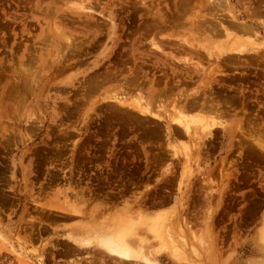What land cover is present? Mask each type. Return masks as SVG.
Returning a JSON list of instances; mask_svg holds the SVG:
<instances>
[{"label": "rangeland", "instance_id": "1", "mask_svg": "<svg viewBox=\"0 0 264 264\" xmlns=\"http://www.w3.org/2000/svg\"><path fill=\"white\" fill-rule=\"evenodd\" d=\"M200 1L0 0V264H118L69 241L95 211L133 224L159 264H264V48L222 72L196 56L239 23L264 47V0ZM181 76L194 83L168 87ZM203 84L222 117L209 135L186 101ZM178 113L190 135L167 132Z\"/></svg>", "mask_w": 264, "mask_h": 264}, {"label": "bare ground", "instance_id": "2", "mask_svg": "<svg viewBox=\"0 0 264 264\" xmlns=\"http://www.w3.org/2000/svg\"><path fill=\"white\" fill-rule=\"evenodd\" d=\"M185 1V0H184ZM200 1V0H199ZM220 1V0H219ZM218 1V2H219ZM201 2V1H200ZM82 3V2H81ZM92 3V2H91ZM139 3V2H138ZM208 3V2H207ZM216 3V2H215ZM182 4V3H181ZM193 4V3H192ZM201 4V3H200ZM221 4V3H220ZM229 4V3H228ZM218 5V4H217ZM95 6V5H94ZM136 6V5H135ZM193 6V5H192ZM198 6V5H197ZM205 7L203 4L201 5V7ZM208 6H209V4H208ZM211 6V5H210ZM221 6V5H220ZM223 6V5H222ZM78 7V6H77ZM80 7H82L83 9H85V10H90L91 11V9L93 10V8H89V6L88 5H84L83 3H82V5H80ZM80 7H79V9H80ZM195 7V6H194ZM202 7V8H203ZM225 7V6H224ZM255 7V6H254ZM95 8V7H94ZM198 8V7H197ZM200 8V7H199ZM201 8V9H202ZM211 8H212V6H211ZM179 9V8H178ZM188 9H189V7H188ZM206 9V8H205ZM210 9V8H209ZM95 11V10H94ZM189 11V10H188ZM204 11V10H203ZM186 12V11H185ZM206 13H208V12H206ZM257 13V12H256ZM78 14H80V13H78ZM82 14H85V16H89V17H91V13L89 14V13H82ZM250 14V13H249ZM259 14V13H258ZM214 15V14H213ZM216 15V14H215ZM195 18V17H194ZM219 18V17H218ZM170 19V18H169ZM197 19V18H196ZM176 20V19H175ZM206 20V19H205ZM211 20H215V19H211ZM192 22H193V20H191ZM190 21V22H191ZM198 21V20H197ZM202 21H203V19H202ZM189 22V23H190ZM194 22H196V21H194ZM206 22V21H205ZM230 22V21H229ZM214 23V22H213ZM236 23V22H235ZM174 24V23H173ZM193 24V23H192ZM212 24V23H211ZM211 24H209V25H211ZM216 24V23H215ZM238 23H236V25H237ZM195 25V24H194ZM201 25V24H200ZM231 25H233V24H231ZM235 25V24H234ZM235 25V26H236ZM247 24H242V23H239L237 26H236V28L237 29H234V30H236V31H241L240 33V35H236V34H234L229 28H227V27H224V26H222V27H220L219 28V30L220 31H218V30H214V32L216 33H214L215 34V36L217 35V36H219V37H224L223 39H221L220 41H219V43L218 44H216V45H213V48H211V47H207V46H201V49H200V46H198L197 45V47H198V49H196V56L198 57V59L199 60H203V58H206V56H207V59L208 60H210V57H211V59L213 58L214 60H215V58H216V61L219 63V61H221V60H223L224 61V66H226V68L225 69H228V68H231V67H247L246 65V63H244L246 60H241V57L240 56H242V55H246V54H248V52H251V54H252V51H256L257 49L255 48V47H252V46H255V45H258L257 47H259V48H264V47H261L260 46V44H257V43H249L248 41H245V39H244V35H251L252 34V32L251 31H253V29H252V25L250 26H246ZM86 26V25H85ZM176 26V25H175ZM198 26V25H197ZM203 26H204V23L202 24V28H203ZM212 26H213V24H212ZM216 26H219V25H216ZM87 27V26H86ZM208 27V26H207ZM211 27V26H210ZM209 28V27H208ZM207 28V29H208ZM231 28H234V27H232L231 26ZM200 29V28H199ZM205 30H207L206 29V27L204 28ZM210 30V29H209ZM208 31V30H207ZM212 31H213V28H212ZM212 31H209L211 34H212ZM160 32V31H159ZM236 33V32H235ZM158 34V33H157ZM210 34V35H211ZM239 34V33H238ZM145 38V37H144ZM177 38V37H176ZM212 38V37H211ZM181 39V38H180ZM184 39V38H183ZM43 40V39H42ZM182 40V39H181ZM185 40V39H184ZM186 41V40H185ZM182 42V41H181ZM153 43V42H152ZM171 43V42H170ZM79 44H81L82 45V43H79ZM154 44V46L157 48V46H156V44L155 43H153ZM169 44V43H168ZM188 44V43H187ZM192 44V43H191ZM250 44V45H249ZM189 45V44H188ZM152 46V45H151ZM179 46V45H178ZM183 46V45H182ZM181 46V47H182ZM190 46V45H189ZM193 46V45H192ZM192 46H190L191 48H192ZM175 47H177V45L175 46ZM180 47V46H179ZM193 47H195V46H193ZM72 48V47H71ZM153 48V47H152ZM186 50H192V49H190V48H186V47H184ZM73 49V48H72ZM180 49V48H179ZM182 49V48H181ZM71 50V49H70ZM158 50H159V48H158ZM197 50H199V51H197ZM184 51V50H183ZM188 52V51H187ZM190 52V51H189ZM195 52V51H194ZM257 52V51H256ZM263 52V51H262ZM183 53V52H182ZM68 54V53H67ZM192 54V53H191ZM195 54V53H194ZM75 55V54H74ZM193 55V54H192ZM236 55H239V56H236ZM249 55V54H248ZM253 55V54H252ZM255 55V54H254ZM256 56V55H255ZM261 56V55H260ZM251 57H253V56H251ZM251 57H249V58H251ZM242 58H243V56H242ZM254 58V57H253ZM258 58V57H257ZM256 59V58H255ZM260 59V58H259ZM213 60V61H214ZM212 60H210V62H211ZM260 61V60H259ZM258 61V62H259ZM192 61H191V59H188L187 61H186V59H185V61L183 62L184 64H186V65H190V64H192L191 63ZM203 62V61H202ZM242 62V63H241ZM249 62V61H248ZM254 63V62H253ZM217 64V63H216ZM219 64H221V63H219ZM183 66V65H182ZM194 66V65H193ZM214 66H215V64H214ZM213 66V67H214ZM217 66V65H216ZM215 66V68H217L218 66V68H221V69H219V71H218V69L215 71V74L217 73V71L218 72H222L224 69H223V67H221V66H223V64H221V65H218L217 67ZM195 67V66H194ZM197 67V66H196ZM210 68V67H209ZM212 68V67H211ZM210 68V69H211ZM117 69H119V68H117ZM188 70V69H187ZM200 72H202V70L201 69H198ZM236 70V69H235ZM245 71V70H244ZM244 71H238V72H240V73H235L234 71L232 72L231 71V74H239V77H243L244 75H247L246 74V72H244ZM181 72V71H180ZM183 72H185V71H183ZM183 72H182V74H183ZM193 72H196V70H192V73ZM226 72V71H225ZM111 73V72H110ZM109 73V74H110ZM176 73V72H175ZM178 73V72H177ZM190 73H191V71H190ZM208 73V72H207ZM204 74V73H203ZM212 75H213V73H211ZM225 74V73H224ZM231 74H227V75H230L231 76ZM112 75V74H111ZM176 75H180L179 73L178 74H176ZM212 75H210V78L213 80V81H215V80H218V79H215L214 80V76H212ZM232 75V76H233ZM93 76V75H92ZM195 75H193V77H194ZM212 76V77H211ZM230 76H228L229 78H230ZM218 77V76H217ZM238 77V78H239ZM241 77V78H242ZM246 77V76H245ZM129 78V77H128ZM209 78V77H208ZM234 78H236V77H233L232 79H234ZM248 79V78H247ZM134 81V80H133ZM133 81H132V83H133ZM127 82V81H126ZM131 82V81H130ZM157 82V81H156ZM220 82V81H219ZM135 83V82H134ZM155 83V82H154ZM184 84V86H188V85H190V84H192V83H194V80L192 79V77L191 76H188V78H187V76H181V78L179 77V80H176V81H173V82H171V84L169 83V86L168 87H170L171 89L172 88H175V87H178L177 85H179V84ZM96 84V83H95ZM94 84V85H95ZM142 84V83H141ZM165 84H166V80H165ZM207 84V83H206ZM204 85L201 89H200V87L201 86H199V88H198V90L196 89L195 91L197 92V94L194 92L193 94H191V95H186V98H187V100H186V98H185V100L186 101H188L189 100V97L191 98V97H193V99H190V100H192V101H188L187 103H189L188 104V106L190 105V103L192 104L191 106H197V108H198V106L200 107V108H202L200 111H204L205 112V110H206V115H204V116H202V117H200L199 119H198V124H200V127L202 128V130H203V132H204V134L205 133H207L208 135L209 134H211L212 132H213V130L215 131L216 130V128L217 129H220L219 127H216V126H218V125H221L220 123H217V122H215L214 121V119L215 118H217L218 116H220L221 115V113H219V112H221V111H218L219 110V105L218 104H216V102L217 101H215L214 102V98H212L211 96H209V99H207L208 97L205 95V93H206V90H208V89H206L205 87H209L210 86V84L209 85ZM215 84V83H214ZM136 85V84H135ZM212 85V84H211ZM240 85V84H239ZM90 86V85H89ZM88 86V87H89ZM132 86V85H131ZM213 86V85H212ZM25 87V86H24ZM94 87V86H93ZM165 87V86H164ZM167 87V88H168ZM95 88H96V86H95ZM166 88V89H167ZM169 88V89H170ZM212 88V87H211ZM171 89H170V91H171ZM176 89V88H175ZM180 89V88H179ZM194 89V88H193ZM192 89V90H193ZM17 90V89H16ZM162 90V89H161ZM164 90H165V88H164ZM163 91V90H162ZM173 91V90H172ZM209 91H211V89L209 90ZM244 91V90H243ZM219 93V92H218ZM221 93V92H220ZM240 93H242V91H241V89H240ZM162 94V93H161ZM190 94V93H189ZM196 94V95H195ZM201 94V96H199ZM177 96H180V94H177ZM181 96H183V95H181ZM198 96V97H197ZM119 96H117V98H118ZM169 97V96H168ZM183 97H185V96H183ZM201 97V98H200ZM207 97V98H206ZM115 98V97H114ZM116 98V99H117ZM113 99V98H112ZM200 99V100H199ZM181 100V99H180ZM123 101V100H122ZM139 101V100H138ZM135 102V103H137L138 105H136V107L137 108H139L140 107V102ZM108 102V101H107ZM116 102V101H115ZM125 102V101H124ZM112 103H114V102H112ZM180 103V102H179ZM106 104V103H105ZM119 105H120V103H118ZM135 106V105H134ZM133 106V107H134ZM186 106H187V104H186ZM191 106H189V107H191ZM124 107V106H123ZM125 107H127L126 105H125ZM184 107V106H183ZM189 107H187V109L189 108ZM129 108V107H128ZM186 108V107H185ZM204 108H206L205 110H203ZM132 109V108H131ZM144 109V108H143ZM142 108L140 109V110H138V111H141L142 113L144 112L145 113V115L147 116V114H146V112L148 111V110H143ZM172 109V108H171ZM174 109V108H173ZM192 109V108H191ZM194 109H195V107H194ZM189 110H190V108H189ZM134 111V110H133ZM199 111V112H200ZM141 112H140V116H141ZM226 112V111H225ZM137 113V112H136ZM139 113V112H138ZM144 113H143V115H144ZM144 115V116H145ZM167 117H168V114H167ZM220 118H222L221 116H220ZM168 119V118H167ZM195 118H193V120H194ZM172 120H173V122H174V124L172 123V125H170L169 124V127H168V131L167 132H169V134L170 135H173V132L170 130V128L172 127V129H173V131H174V134H176L175 133V131H179L180 130V133L178 132V134H182L181 133V130L182 129H180V127H182L183 129H184V131H185V133H187V135H190L191 134V126H189V118L187 117V116H184L183 114H181V113H178V115H176V117L175 118H172ZM192 120V121H193ZM221 121H223V120H221ZM170 123H171V121H169ZM194 122H196V119H195V121ZM194 125V124H193ZM175 126V127H174ZM177 126V127H176ZM239 127V126H238ZM193 128V127H192ZM67 130V129H66ZM198 130V129H197ZM253 130V129H252ZM200 131V130H199ZM217 131V130H216ZM215 131V132H216ZM172 132V133H171ZM183 132V131H182ZM230 133V132H229ZM165 134H167V133H165ZM195 134V133H194ZM203 134V135H204ZM213 134H215V133H213ZM183 135H184V133H183ZM219 135V134H218ZM195 138V137H194ZM210 139V138H209ZM258 143V142H257ZM262 145V144H261ZM261 145H259V146H261ZM257 146V145H256ZM261 148V147H260ZM248 149V148H247ZM262 150H263V147H262ZM171 152V151H170ZM161 203V202H160ZM163 203V202H162ZM165 203V202H164ZM141 204V203H140ZM65 206V205H64ZM46 207V206H45ZM49 207V206H48ZM51 207V206H50ZM49 207V208H50ZM60 207V206H59ZM49 208H48V211H49ZM53 207H51V209H52ZM46 209V208H45ZM54 209V208H53ZM61 209H62V212L61 211H58V213L60 212L61 214H60V216H63V218H71V212H72V210L71 209H67V208H65V207H61ZM100 209V208H99ZM56 210V209H55ZM58 210V209H57ZM78 210V212H80L81 214H83V211H82V208L81 209H77ZM95 211V210H94ZM55 212H57V211H55ZM122 212H126V213H128V212H131L130 211V208L128 207V206H124V208H123V211ZM49 213V212H48ZM100 212H98V211H95V212H91V213H88V215H89V218H90V220L89 219H86V221H90V222H93V224H91L90 222L87 224V225H85V224H82V227H75V228H72V231H71V233H69L68 234V238H69V241H71V245H73L72 247L73 248H75V249H78L79 251L81 250V249H86V248H92V251L94 250V249H96V251L95 252H100V254L101 255H104V254H106L108 257H109V259H111V258H114L115 260H116V262H118V264H124V263H134V264H138V263H142V264H159L158 262H157V260H155V259H151V257H149L146 253H144V251H145V248H144V246L140 243V244H138L137 243V241H136V238H134V235H133V232L135 231V226L133 227V224H132V227H130L131 225H130V223L128 222V225H130V226H128L126 223H122L120 220H118V219H115V222L114 221H112L111 220V218H109V217H107L106 218V220H105V217H102V219L103 220H105V221H103V222H99L98 221V217H99V219H100V215H98ZM50 214V213H49ZM52 215H53V212L51 213ZM50 214V215H51ZM95 214H97L98 215V217L96 218V219H94V215ZM107 214H108V212H107ZM120 214V213H119ZM48 215V214H47ZM46 215V216H47ZM49 215V216H50ZM87 215V214H86ZM125 215V214H124ZM48 216V217H49ZM54 216V215H53ZM52 216V217H53ZM57 216V215H56ZM55 216V217H56ZM51 216H50V218H52ZM54 217V218H55ZM113 217V216H112ZM115 217V216H114ZM117 217V216H116ZM121 217V216H120ZM123 217V216H122ZM125 217V216H124ZM47 219V218H46ZM129 221V220H128ZM131 221V220H130ZM132 222V221H131ZM133 222H134V220H133ZM156 226H157V224H156ZM181 229V228H180ZM155 231H157L158 232V230H156L155 229ZM160 235H162V233L161 232H158L157 233V236H160ZM182 235V234H181ZM181 237H183L182 238V240H183V242H184V244L186 245V239H185V237L184 236H181ZM180 237V238H181ZM259 239H260V241L264 244V228L263 229H261V231H260V233H259ZM70 245V246H71ZM175 246V245H174ZM173 246V247H174ZM263 246V245H262ZM163 247H164V245H163ZM163 247H161V248H163ZM177 247V246H176ZM73 248H71V249H73ZM89 250V249H88ZM173 250L175 251L174 252V254H175V258H178L179 259V256H180V254L181 253H179V252H181V251H178V250H180V248L179 249H177V248H173ZM77 251V250H76ZM91 252V251H90ZM94 252V251H93ZM172 254V253H171ZM105 256V255H104ZM183 256H185L184 255V253H183ZM95 257V256H94ZM182 257V256H181ZM92 258V257H91ZM97 257H95V259H96ZM173 258V257H172ZM183 258V257H182ZM108 259V260H109ZM177 259V260H178ZM184 259H186V258H184ZM92 260H94V259H92ZM105 260V259H104ZM97 261V260H96ZM95 260H94V262H96ZM99 261V260H98ZM97 261V263L96 264H98L99 262ZM102 261V260H101ZM110 261H113V260H110ZM174 261V260H173ZM91 263H93V262H91ZM105 263V262H104ZM95 264V263H94ZM100 264V263H99ZM111 264V263H110ZM115 264V263H114Z\"/></svg>", "mask_w": 264, "mask_h": 264}, {"label": "flooded vegetation", "instance_id": "3", "mask_svg": "<svg viewBox=\"0 0 264 264\" xmlns=\"http://www.w3.org/2000/svg\"><path fill=\"white\" fill-rule=\"evenodd\" d=\"M94 174V172H90V174ZM90 178V177H89ZM95 179H97V178H95ZM85 182H91V181H85ZM93 183V185H95V187H93V188H100V187H106L107 185H99L98 186V184H99V182L98 181H94V182H92ZM109 186V185H108ZM111 187L112 188H114L115 190H109V189H107L106 191H111L112 193H116L117 194V192H118V190H119V187L117 186V183H113L112 185H111ZM98 193V192H97ZM98 194H100V193H98Z\"/></svg>", "mask_w": 264, "mask_h": 264}]
</instances>
